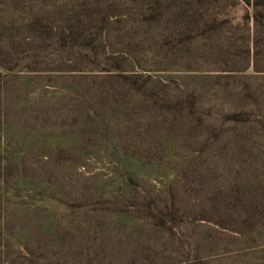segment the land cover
Masks as SVG:
<instances>
[{
    "label": "rangeland",
    "instance_id": "obj_1",
    "mask_svg": "<svg viewBox=\"0 0 264 264\" xmlns=\"http://www.w3.org/2000/svg\"><path fill=\"white\" fill-rule=\"evenodd\" d=\"M0 264H264V21L0 0Z\"/></svg>",
    "mask_w": 264,
    "mask_h": 264
},
{
    "label": "trees",
    "instance_id": "obj_2",
    "mask_svg": "<svg viewBox=\"0 0 264 264\" xmlns=\"http://www.w3.org/2000/svg\"><path fill=\"white\" fill-rule=\"evenodd\" d=\"M253 11L255 22L264 21V0H242Z\"/></svg>",
    "mask_w": 264,
    "mask_h": 264
}]
</instances>
